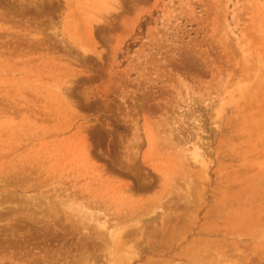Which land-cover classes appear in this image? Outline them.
I'll list each match as a JSON object with an SVG mask.
<instances>
[{"label": "rangeland", "instance_id": "rangeland-1", "mask_svg": "<svg viewBox=\"0 0 264 264\" xmlns=\"http://www.w3.org/2000/svg\"><path fill=\"white\" fill-rule=\"evenodd\" d=\"M0 264H264V0H0Z\"/></svg>", "mask_w": 264, "mask_h": 264}, {"label": "trees", "instance_id": "trees-1", "mask_svg": "<svg viewBox=\"0 0 264 264\" xmlns=\"http://www.w3.org/2000/svg\"><path fill=\"white\" fill-rule=\"evenodd\" d=\"M130 47H132V45H130Z\"/></svg>", "mask_w": 264, "mask_h": 264}, {"label": "bare ground", "instance_id": "bare-ground-1", "mask_svg": "<svg viewBox=\"0 0 264 264\" xmlns=\"http://www.w3.org/2000/svg\"><path fill=\"white\" fill-rule=\"evenodd\" d=\"M5 112V111H4Z\"/></svg>", "mask_w": 264, "mask_h": 264}]
</instances>
